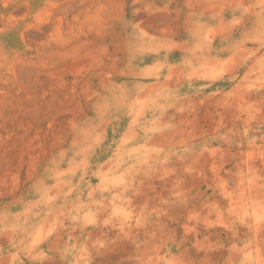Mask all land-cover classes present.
Wrapping results in <instances>:
<instances>
[{
    "label": "rangeland",
    "instance_id": "374dc122",
    "mask_svg": "<svg viewBox=\"0 0 264 264\" xmlns=\"http://www.w3.org/2000/svg\"><path fill=\"white\" fill-rule=\"evenodd\" d=\"M0 264H264V0H0Z\"/></svg>",
    "mask_w": 264,
    "mask_h": 264
}]
</instances>
